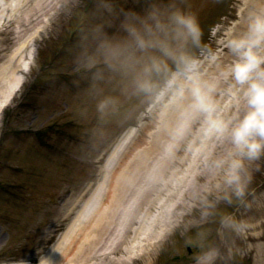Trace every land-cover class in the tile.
<instances>
[{
	"label": "clouds",
	"instance_id": "1",
	"mask_svg": "<svg viewBox=\"0 0 264 264\" xmlns=\"http://www.w3.org/2000/svg\"><path fill=\"white\" fill-rule=\"evenodd\" d=\"M185 3L77 0L86 19L70 54L83 115L90 107L99 128L147 119L166 158L183 150L209 174L201 195L195 178L202 172L185 183L161 169L129 189L130 213L149 203L171 212L190 188L193 198L242 200L264 162V0H251L223 41L227 59L204 45L199 19Z\"/></svg>",
	"mask_w": 264,
	"mask_h": 264
},
{
	"label": "rangeland",
	"instance_id": "2",
	"mask_svg": "<svg viewBox=\"0 0 264 264\" xmlns=\"http://www.w3.org/2000/svg\"><path fill=\"white\" fill-rule=\"evenodd\" d=\"M28 1H24L27 4L24 8H21L24 2L21 3L20 0H5L4 5L0 6V47L3 52L0 56V73L10 72L13 51L21 45L26 46L31 38L40 39L41 49L39 57L34 58L31 63L28 62V69L26 65L29 60L24 58L25 53L20 61L21 67L28 71L23 79L25 83L20 96L16 94L8 105L13 110L9 123L11 126L7 132L13 140L12 151H18V146L35 147L43 144L49 140V136L55 142L58 138L65 137L74 142L80 141V147L84 150L78 152L75 173L82 176V179L79 181L78 191L70 192L58 206H55V201H47L45 196H38L41 204L39 212L35 214L38 215L35 217L38 229L29 227V224L24 227L23 218H15V226H2L0 264H71L72 260L61 259L60 255L71 244L80 227L79 223L85 217L86 210L81 212L84 203L98 184L103 182L105 173L101 165L102 154L114 149L129 135L132 137L128 150L133 147L132 152L141 150L149 141L155 127L149 120L133 116L99 128L95 125V113L90 107L85 117L83 86L74 83L70 48L78 28L86 19V10H79L77 0H48L46 6H50L53 11L58 6L50 22L48 17L39 16L41 21L44 20L43 23L31 22L28 27L21 24L20 27L18 24L13 26L16 18L28 12ZM181 6L198 17L203 30V43L210 42L206 47L224 56L226 51L223 41L242 23L246 8L251 6V0L247 4L246 0H186ZM16 29L21 31L17 34L14 31ZM40 29L41 33L38 32ZM208 35L209 40L206 39ZM43 60H49L50 65L42 70V64L46 63ZM12 85L6 86L5 81L0 83V103L7 99ZM25 125L36 126L42 133L35 137L15 138L12 127ZM6 154L7 152L0 153V162ZM129 154L132 155L131 152ZM39 158L42 164L46 162L45 154H41ZM260 168L253 173L241 206L264 179V162L260 163ZM16 177L13 178L15 182L23 180L20 175ZM203 177L205 176L202 174L201 178ZM89 180L91 187L88 190ZM205 182L199 179L198 190L201 191L199 186H203ZM78 194L80 200L75 196ZM32 201L39 207L37 198L32 197ZM239 201L232 200L228 203L223 199L217 200L213 193L207 200H202L201 203L198 201L195 206L191 203L192 211L187 213L188 216L183 209H178L170 226L163 230L165 234L162 233L159 238L160 244L155 248V255L151 256L153 258L149 264H200L201 261H204L203 264H254V259L257 258L255 255L264 256L263 253L255 252L257 248H254L260 239H264V233L259 231L258 236H251L250 226L254 219L248 220L251 213H239L242 211L238 207ZM234 210L237 211L231 218ZM161 217L160 212L152 211L145 219L142 230L148 231L150 225L156 224ZM186 247L194 250L189 259ZM135 264L140 262L136 261Z\"/></svg>",
	"mask_w": 264,
	"mask_h": 264
},
{
	"label": "bare ground",
	"instance_id": "3",
	"mask_svg": "<svg viewBox=\"0 0 264 264\" xmlns=\"http://www.w3.org/2000/svg\"><path fill=\"white\" fill-rule=\"evenodd\" d=\"M20 1L21 3L26 2V0ZM25 2L22 7L27 5ZM28 3V12L20 17L21 23L28 20V23H43L44 20L41 21L39 16L49 17L52 12V8L46 6L48 0H29ZM24 46L21 45L13 52L15 60L22 57L25 52ZM14 79V70L12 73H0L1 81L13 83ZM163 143V138L155 130L154 136L145 150L135 153L128 160L126 166L123 165V168L115 172L109 182L110 188L107 194H103V197L99 195L93 203L97 207L94 219L80 228L74 237V245L71 248L67 247L60 255L63 259L69 256L70 259L73 258L75 264H131L135 257L141 258L152 253L151 251L159 243L157 240L163 230L172 223L176 210L187 206V199L191 201L197 199V197L193 198L190 188L171 212L164 208L159 209L151 203L147 207H141L131 213L126 210L129 189L159 170L163 169L168 174H175L177 178L183 176L185 183L193 172L198 171L197 165H191L184 170L188 155H175L173 158H166ZM119 149L117 148L116 152ZM107 163V167L112 166L114 158L109 159ZM207 179H209V174ZM153 209L162 211V217L156 224H151L148 231L142 230L144 217ZM159 224L160 231L153 232Z\"/></svg>",
	"mask_w": 264,
	"mask_h": 264
}]
</instances>
